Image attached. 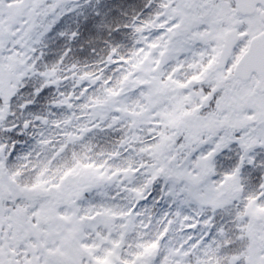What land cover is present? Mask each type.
<instances>
[{
	"label": "snow or ice",
	"instance_id": "6c2138e0",
	"mask_svg": "<svg viewBox=\"0 0 264 264\" xmlns=\"http://www.w3.org/2000/svg\"><path fill=\"white\" fill-rule=\"evenodd\" d=\"M0 264H264V0H0Z\"/></svg>",
	"mask_w": 264,
	"mask_h": 264
}]
</instances>
